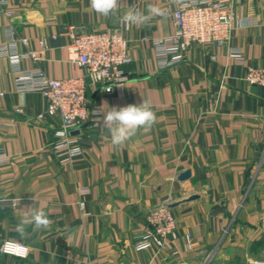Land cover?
I'll use <instances>...</instances> for the list:
<instances>
[{
	"label": "crops",
	"instance_id": "0c3cea01",
	"mask_svg": "<svg viewBox=\"0 0 264 264\" xmlns=\"http://www.w3.org/2000/svg\"><path fill=\"white\" fill-rule=\"evenodd\" d=\"M223 1L237 15L230 39L192 44L171 65L158 59L154 41L172 34L176 0H120L108 17L90 0H21L10 18L0 15V154L9 157L0 163V243L21 240L30 248L27 258L0 253V264L264 262V87L252 91L244 80L247 66H264V0ZM132 6L164 15L126 29L121 17ZM72 26L76 33H122L131 60L122 66L121 86L107 91L86 82L89 108L100 113L73 134L80 154L61 161L53 147L60 117H38L45 99L24 89V80L37 68L49 77L86 79L84 68L67 59ZM29 50L40 58L21 56ZM143 100L156 114L153 127L114 146L102 113ZM186 170L190 177L179 180ZM191 195L197 197L184 201ZM174 202L177 239L136 251L147 212ZM32 207L51 224L29 225L20 235L16 225Z\"/></svg>",
	"mask_w": 264,
	"mask_h": 264
},
{
	"label": "built area",
	"instance_id": "2783aa9c",
	"mask_svg": "<svg viewBox=\"0 0 264 264\" xmlns=\"http://www.w3.org/2000/svg\"><path fill=\"white\" fill-rule=\"evenodd\" d=\"M21 0H0V15L10 18L14 13V4ZM173 12L174 29L171 35L157 38L154 46L158 59L163 65H171L183 58L185 51L195 43L223 45L231 37L237 15L233 7L223 0H176ZM10 27V26H8ZM10 33L11 29L9 28ZM9 44L17 55L13 35L9 34ZM69 43L67 59L82 66L90 83L101 85L109 91L114 86H121L127 81L122 66L131 60L129 40L120 32L100 30L76 33L72 26L68 28ZM27 43V38H22ZM44 48V44H41ZM171 56V58L169 57ZM38 60L40 53L29 50L21 55ZM238 61L241 55H236ZM214 58V56H212ZM24 89L38 91L45 99L44 114L59 115L60 126L58 139L53 147L61 161H70L80 154L76 137L72 131L91 117L99 116V111L89 108L86 93L85 76H68L64 78L49 77L40 68L25 73ZM244 80L250 85L264 87V66L249 65ZM22 112V109H18ZM9 161V157L0 154V163ZM81 209L85 202L78 200ZM84 215V214H83ZM176 217L167 203H162L146 214L145 225L134 242L136 251L149 248L157 250L168 242L177 239ZM185 245L190 247L191 236L184 235ZM29 245L21 240L5 239L0 243V253L17 258H27ZM178 251L175 250L176 254ZM254 264H264L256 261Z\"/></svg>",
	"mask_w": 264,
	"mask_h": 264
},
{
	"label": "clouds",
	"instance_id": "9594fccd",
	"mask_svg": "<svg viewBox=\"0 0 264 264\" xmlns=\"http://www.w3.org/2000/svg\"><path fill=\"white\" fill-rule=\"evenodd\" d=\"M120 0H90V7L96 13L108 17L114 14ZM163 16L164 13L154 7L149 6L146 11H142L135 6L121 17L122 23L126 29H131L135 25H142L149 22L153 16ZM110 91V90H109ZM103 125L108 129L111 136V143L114 146L124 144L132 137L136 136L139 130L148 132L156 122V114L152 111L150 103L143 100L141 104H129L124 107H111L102 113ZM31 215L25 214L16 225V231L24 235L27 226L31 225L35 229L47 228L51 221L45 211L32 207Z\"/></svg>",
	"mask_w": 264,
	"mask_h": 264
},
{
	"label": "water",
	"instance_id": "95a60500",
	"mask_svg": "<svg viewBox=\"0 0 264 264\" xmlns=\"http://www.w3.org/2000/svg\"><path fill=\"white\" fill-rule=\"evenodd\" d=\"M85 81L87 83H90V79L88 77H86ZM255 89H256V86H252L251 90L255 91ZM76 133H77L76 130L71 132V134H76ZM189 177H190V171L189 170H186V171H184L178 175L179 180H184V179H187ZM196 197H197L196 195H191L188 198H186V200H184V201H191V200L195 199ZM179 203L180 202H174V203L168 204V208L172 209V208L176 207Z\"/></svg>",
	"mask_w": 264,
	"mask_h": 264
}]
</instances>
